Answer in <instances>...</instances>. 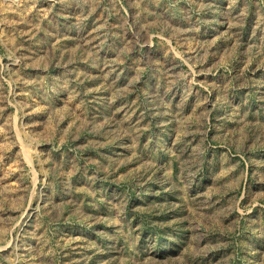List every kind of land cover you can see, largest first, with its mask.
<instances>
[{"label": "rangeland", "instance_id": "1", "mask_svg": "<svg viewBox=\"0 0 264 264\" xmlns=\"http://www.w3.org/2000/svg\"><path fill=\"white\" fill-rule=\"evenodd\" d=\"M0 264H264V0H0Z\"/></svg>", "mask_w": 264, "mask_h": 264}]
</instances>
